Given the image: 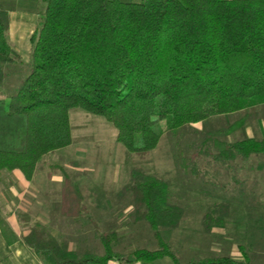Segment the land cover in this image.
Instances as JSON below:
<instances>
[{
    "label": "trees",
    "instance_id": "trees-1",
    "mask_svg": "<svg viewBox=\"0 0 264 264\" xmlns=\"http://www.w3.org/2000/svg\"><path fill=\"white\" fill-rule=\"evenodd\" d=\"M40 2L43 12L29 39L27 74L11 96L2 92L5 67L19 57L9 46V12L0 3V125L24 123L23 149L0 150V181L2 171L15 170L30 181L44 156L70 146L71 109L104 118L119 144L145 157L164 133L264 104V0ZM162 122L165 128L156 132ZM261 156L264 139H245L215 142L189 162L202 178L197 165L203 157L229 166ZM133 174L143 177L141 171ZM167 189L150 177L128 188L136 220L149 227L155 249L124 254L116 233L101 231L92 220L102 253L80 258L39 225L17 238L2 230L0 216L1 233L9 245L20 241L40 264H254L247 254L241 260L225 255L181 262L160 234L177 229L184 214L168 202ZM61 197L64 214L90 220L71 180H65ZM229 213L227 204H215L203 217V231L225 225Z\"/></svg>",
    "mask_w": 264,
    "mask_h": 264
},
{
    "label": "rangeland",
    "instance_id": "rangeland-1",
    "mask_svg": "<svg viewBox=\"0 0 264 264\" xmlns=\"http://www.w3.org/2000/svg\"><path fill=\"white\" fill-rule=\"evenodd\" d=\"M30 23H36L32 25L35 31L40 26L39 20ZM28 28L20 29V34L23 36ZM13 39L12 48L20 51L27 62L32 47L30 37ZM26 66L24 63L17 76L12 75L13 71H7L8 79L3 86L5 91H2L4 96L13 94ZM68 117L70 146L44 156L39 165L41 184L48 173L54 176L51 192L45 199V213L49 217L37 219V215L44 211L39 209L40 204H31V214L36 217L15 213L19 235L29 227L39 225L59 243H66L68 251L79 258L86 253H102L97 234L87 220L65 219L58 215V193L63 174H66L82 191L84 204L99 229L114 231L120 238V252L130 254L135 249H154L150 229L136 220L133 200L128 192L130 185L150 177L167 184L168 202L181 207L184 212L177 229L160 230L162 238L181 262L225 255L241 260L247 254L254 264H264V156L229 166L203 157L197 165L202 178L192 173L189 162L191 155L210 151L215 142L264 139V104H253L239 112L215 116L164 133L156 148L145 157L129 153L119 144L115 128L104 118L80 109L69 110ZM17 121L13 126L8 123L7 127L0 125L1 132L10 130L7 136H0V150L16 152L23 149L21 132L24 123ZM164 128L165 122H162L155 131L161 132ZM136 170L141 171L143 177L135 176L133 172ZM219 203L230 207L225 225L215 226L206 233L202 228L203 217ZM21 216L27 217L28 221L21 220Z\"/></svg>",
    "mask_w": 264,
    "mask_h": 264
},
{
    "label": "crops",
    "instance_id": "crops-1",
    "mask_svg": "<svg viewBox=\"0 0 264 264\" xmlns=\"http://www.w3.org/2000/svg\"><path fill=\"white\" fill-rule=\"evenodd\" d=\"M0 3L3 5L5 10L9 12L10 24H9V30L7 33V39H8L9 46L19 57V60L17 63L8 65L5 67L6 71H9L10 73L13 71L12 75L17 76V73L20 70V68L23 67V64L25 63L27 65L24 70V75L18 80V84H19L20 81L27 74V70H28L29 62H30V56L27 57V62H24L22 53L12 48L11 41H14L13 38H23V37L31 38L32 34L35 32L34 26L32 27V25H35L36 23L32 24L30 22H33L34 20L36 22V20L38 21L40 19V15L43 12V6L40 0H0ZM29 5L32 6V8L31 7L28 8ZM28 26L30 27V29L28 28ZM23 27H27L28 30L24 31V35L22 36L20 34V29H22ZM29 49L31 50V47ZM18 84L15 87V90L18 87ZM2 91H5L4 88L2 89ZM39 165H40V162L37 164L30 181L25 180L21 172L18 170H15L12 172H8V171L1 172L0 216L4 222V226L2 227V230L10 231V233H13L17 238H21L25 236L29 232V230H27L23 235H19V233L16 231L17 226H16L15 221H16L17 216L15 213L28 214V217L29 216L36 217V215L31 214V210L33 209V206L31 204H40L39 209L44 210V211H42V214L37 215V219H40V218L44 219V218L49 217V215L45 213L47 210V207L45 205L47 204L46 202L47 200L45 199H47L46 195L51 192V183H52L54 176L48 173L47 177H45L44 179V183L41 184V171L42 170L39 167ZM66 179L71 180L70 177H68V175L63 174L62 187L58 193V196H59L58 200L60 202L59 209H58V215L61 218H65V219H74V220L85 219L93 227L91 220L94 221L95 223L96 221L92 219L86 205L84 204V196H83L82 203L87 210L88 217L90 218V220L84 216L75 218V217L70 216L68 213L66 214L63 213V210L61 208L62 206L61 195H62V190H63ZM45 181H47V183ZM77 188L80 190L78 186ZM93 229L95 231L94 227ZM103 232H106V231H103ZM155 248H156V245H155ZM141 249H144V248H141ZM0 264H40V263L23 246V244L20 241L9 245L6 242L5 238L3 237L1 233V227H0Z\"/></svg>",
    "mask_w": 264,
    "mask_h": 264
},
{
    "label": "water",
    "instance_id": "water-1",
    "mask_svg": "<svg viewBox=\"0 0 264 264\" xmlns=\"http://www.w3.org/2000/svg\"><path fill=\"white\" fill-rule=\"evenodd\" d=\"M129 261H131V259H129Z\"/></svg>",
    "mask_w": 264,
    "mask_h": 264
}]
</instances>
